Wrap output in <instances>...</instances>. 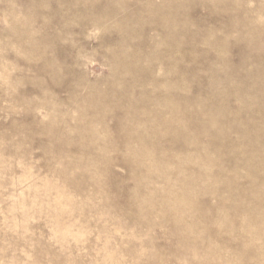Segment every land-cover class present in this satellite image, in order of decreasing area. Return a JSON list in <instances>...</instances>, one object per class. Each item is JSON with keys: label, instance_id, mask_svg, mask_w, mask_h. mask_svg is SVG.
Instances as JSON below:
<instances>
[{"label": "rangeland", "instance_id": "1", "mask_svg": "<svg viewBox=\"0 0 264 264\" xmlns=\"http://www.w3.org/2000/svg\"><path fill=\"white\" fill-rule=\"evenodd\" d=\"M0 264H264V0H0Z\"/></svg>", "mask_w": 264, "mask_h": 264}]
</instances>
